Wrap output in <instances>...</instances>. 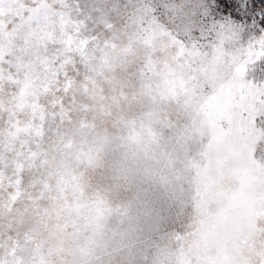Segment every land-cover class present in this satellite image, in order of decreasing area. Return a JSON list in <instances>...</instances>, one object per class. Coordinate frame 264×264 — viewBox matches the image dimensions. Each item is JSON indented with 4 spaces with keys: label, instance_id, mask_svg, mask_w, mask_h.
Listing matches in <instances>:
<instances>
[{
    "label": "snow or ice",
    "instance_id": "snow-or-ice-1",
    "mask_svg": "<svg viewBox=\"0 0 264 264\" xmlns=\"http://www.w3.org/2000/svg\"><path fill=\"white\" fill-rule=\"evenodd\" d=\"M0 29V43L6 42L5 33L25 39L23 47L10 46L0 59V72L7 64L14 75L27 72L36 77L40 89H45L43 95L38 90L36 102L52 112L55 123L43 133L30 132L28 140L20 143L21 150L9 144V131L0 139V200L4 201L0 218L9 220L8 230L13 208L11 197L3 193L15 182L3 171L7 154L16 151L17 163L36 168L48 167L64 154L72 146L74 122L69 117L81 112L87 119L97 111L80 105V95H90L95 105L93 79L102 78L121 61L127 65L125 77L105 79L103 90L120 107L109 114L111 130L89 142V162L101 169L105 147L115 140L126 142L135 153L162 150L165 192L149 204L151 238L140 252L135 246H126L127 251L108 248L102 253L106 260L96 256L88 264H159L138 257L160 236H179L184 242L217 231L240 237V254L229 264H264V0H0ZM125 33L130 42L161 36L170 41L176 55L168 61V70L160 71L156 57L163 54L146 43L139 53L118 56L113 45ZM220 53L233 61L229 72L237 85L236 95L231 109L209 123L204 106L223 89L213 70ZM11 119L10 113L9 129ZM33 119L38 130L39 121ZM206 173L235 185L233 195L205 191L201 180ZM127 178L121 163L119 174L111 176L114 187ZM250 190L257 198L253 210L238 218L234 197ZM206 201L210 203L205 211ZM196 216L199 220L193 224ZM8 248L0 242V264H16Z\"/></svg>",
    "mask_w": 264,
    "mask_h": 264
},
{
    "label": "rangeland",
    "instance_id": "rangeland-1",
    "mask_svg": "<svg viewBox=\"0 0 264 264\" xmlns=\"http://www.w3.org/2000/svg\"><path fill=\"white\" fill-rule=\"evenodd\" d=\"M84 2L85 0H81V3ZM184 2L195 3L197 0ZM145 42L163 54L156 57L158 62L169 61L176 55L174 49L168 47L171 42L162 36L149 38ZM0 45L4 47V44ZM142 49L143 47H138L135 52L139 53ZM3 51L1 47L0 58ZM131 52L133 48L130 49L129 53ZM229 61L224 53L214 61V64L219 63V68L213 70L219 77L222 76L219 81L222 85L223 78L230 74ZM108 72L109 70L104 75H108ZM10 76L12 79L15 77L12 74ZM123 78L119 73L118 78L115 76L114 80ZM102 80L93 79L92 86L96 92L101 89ZM11 81L0 87V139H3L5 131H9V144L21 150L20 143L28 140L30 132L43 133L49 125L55 127V123L52 121V112H46L45 105L36 102L38 90L40 95H43L45 89H34L33 86L36 93L29 90L30 93L24 96L23 103L20 104L21 98L16 92L19 90ZM223 88L226 89L227 86ZM88 97L90 95H80L79 104H84ZM96 97L97 103L93 107L97 111L89 113L87 119L81 112L69 117L74 122L71 130L72 146L51 161L48 167L36 168L19 164L16 151L7 154V168L3 171L5 176H11L15 183L3 196L11 197L9 207L13 208V211L10 215L14 219L11 229L8 230L9 220L0 218V233H3L0 235V242L9 245V255L15 257L16 264H88L96 256L103 257L105 249H126L131 243H142L141 235L145 230L142 219L148 218L149 204L155 201L149 197L146 188L152 190L154 184L151 182H156L158 175L153 173L147 176V172L132 163L131 157L126 156L124 150H116L111 144L105 147L104 165L101 169L94 168L89 162L92 157L89 142L98 134L103 135L111 130L102 109L107 104H112L111 99L99 93ZM30 103H33V108ZM92 105L93 103L90 104ZM10 113L12 119L9 129ZM34 117L39 121L38 130L33 128ZM121 163L127 168L128 178L121 179L119 188H116L111 176L119 174ZM101 173L104 174L103 179ZM201 183L209 194L215 193L223 197L232 196L236 187L225 184L212 173H206ZM156 190L159 196L165 192V188ZM234 199L237 217L241 219L246 213H251V203L257 200L255 190ZM3 202L0 200V203ZM209 203L210 201L204 203L203 210H207ZM139 220L140 224H137ZM198 220L199 216H196L192 223L195 224ZM239 239V235L232 231H217L211 235L203 233L192 240L185 238L184 242H178L176 249L184 245L186 254L184 256L177 251L175 264H229V260L219 258L214 262L196 260V254L211 258L214 250H221V253L227 255L225 257L229 256L232 260L240 254ZM234 242L237 245L234 246ZM197 244L199 245L195 247ZM103 259L106 260L105 257Z\"/></svg>",
    "mask_w": 264,
    "mask_h": 264
},
{
    "label": "trees",
    "instance_id": "trees-1",
    "mask_svg": "<svg viewBox=\"0 0 264 264\" xmlns=\"http://www.w3.org/2000/svg\"><path fill=\"white\" fill-rule=\"evenodd\" d=\"M46 14H48L47 12L42 13L43 18L46 20L47 16ZM63 23H66V20H62ZM0 31H3V29H0ZM4 38H5V43H1L4 44L0 45V50L1 47L4 49L3 53H2V58L4 56V54L6 52H10L11 51V47L12 45H15L16 47H23L24 43H25V39L24 38H16L15 34H10V33H5L4 34ZM146 43L145 41L140 43H136L134 38L128 39L127 34H123L121 36H119V38L115 41L113 47L115 50V53L120 56L121 58H124L127 54H129L130 49L133 48V52L137 51L138 47H143V44ZM168 47L170 49L172 48L171 43L168 44ZM6 48V49H5ZM127 50V51H126ZM126 51V53H125ZM222 53H220L218 56L221 57ZM0 58V59H2ZM71 59V57H69V60ZM18 63H20L23 67H26L27 64L25 61L23 60H18ZM159 69L161 72L163 71H167L168 70V61H164V62H158L156 61ZM233 63L232 60L229 61L228 63V70H229V65ZM127 67V65H125L124 63H122L121 61H117L116 63H113L111 65V68L108 72V75H103L102 77V86L100 87L101 89H99V92H96L97 94L99 93L101 96H105L104 92L102 89H105L107 87V85L104 83L105 79L108 80H114V77L117 76L118 78V74L121 73L124 77L126 75V71L125 68ZM219 68V63H215L214 64V69ZM99 70V69H98ZM14 75L13 73L8 71V65L5 64L3 65V71L0 72V87L1 86H5V82L11 81V84L14 85L19 91L16 90V92L19 93V96L21 98V102H19L20 104H22L23 100H24V96H26L29 92V90H31L32 92L36 91L34 89L40 88V86L36 83V77L31 76L29 73H24L22 76H17L14 75L15 77L12 79L10 75ZM222 78V76H220ZM220 78V80H221ZM224 80V84L223 87L227 86L226 89H222V91L212 97L209 101L206 102L205 106H204V113L206 116V119L209 123H212L214 121V119L222 113H225L227 111H229L231 109V107L233 106L234 103V97L236 95V83L233 79L232 74H229V76H226L223 78ZM222 84V82H220ZM32 84V85H31ZM34 86V89H33ZM27 90V91H26ZM33 94V93H32ZM96 94V95H97ZM19 98V99H20ZM111 99V103L112 104H107L105 107H103L102 109L105 111V113L103 114V116L105 118H107V120L109 122H107L108 124H110L111 126V120L109 118V114L111 112H114L115 110H118L120 107V102L114 98H110ZM80 100V99H79ZM93 101L91 99V97H88L85 100L84 104H81L82 106L84 105V107H90V104H92ZM29 104V102H28ZM32 108L34 107L33 103H30ZM94 106V105H92ZM28 107H30V105H28ZM111 128V127H110ZM148 130L145 129V132H147ZM104 134V133H103ZM112 145V147L116 150L118 149H122L124 150V152L126 153V156H130L131 157V161H133L132 163H135L136 166L139 167V169H141L144 172H147V176L150 174H155L156 176L158 175V177L156 178V182H151L154 184V186L152 187V190H150V188H146L147 193L149 195V197L151 199H155L159 196L158 195V191L156 189H163L165 188V179L164 177L167 175L166 169L164 167V156H163V152L162 150H158L157 153H152V154H145L144 152H139V153H135L134 148L130 145H127L126 142L124 141H119V140H115L113 142L110 143ZM145 174V173H143ZM158 179V180H157ZM233 186V185H231ZM255 202L251 203V206L254 204ZM147 215V214H146ZM143 223L145 224V230L142 231V243L140 244H133L132 245H128V246H135V250L137 252H140L141 249L144 248V244L143 242L147 239H150L151 237L149 236L148 233V218H143ZM195 222V221H194ZM140 224V220L137 221V224ZM240 240V239H239ZM180 241V237L177 236L175 238H169L167 236H160L154 243V245L149 248V249H145L142 254L138 257L139 259H149V260H158L159 264H175V253L178 251L180 254H184L185 256V249H184V245H180L181 248L180 249H176V246L178 244V242ZM199 244L195 245V247H197ZM234 246L237 245L235 242L233 244ZM158 246V247H157ZM235 249V247H234ZM127 251V247L125 249ZM215 253L214 255H212L213 257L209 258V257H203L200 256L198 254H196V260H209V261H216V258H219L220 260L226 259V260H230V258L225 257L227 256L225 253H221L214 250ZM197 253H200L196 250ZM220 254V255H219ZM232 255V253L230 254V256ZM222 256V257H220ZM102 259L104 257H101ZM211 264H216V263H211Z\"/></svg>",
    "mask_w": 264,
    "mask_h": 264
}]
</instances>
